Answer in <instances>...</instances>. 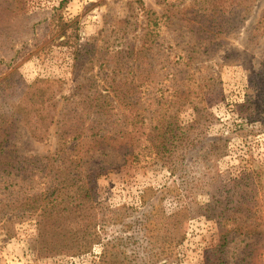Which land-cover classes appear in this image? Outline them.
Here are the masks:
<instances>
[{
  "label": "trees",
  "instance_id": "1",
  "mask_svg": "<svg viewBox=\"0 0 264 264\" xmlns=\"http://www.w3.org/2000/svg\"><path fill=\"white\" fill-rule=\"evenodd\" d=\"M71 1L62 0L52 10L26 16L22 13L23 0H0V46L14 50L20 40L22 45L37 43V47L43 38L41 30L51 27V36L62 31L59 46L75 48L74 61H79L81 35L76 27L68 28L63 14ZM187 1L181 0L182 10L171 1L167 5L183 15L181 21L200 43L193 51L198 55L202 50L204 54L216 51L225 44L224 37L240 34L258 0H192L186 4ZM174 13L167 10L165 17L170 19ZM159 21L148 23L150 32L151 27H159ZM246 33L247 49L260 46L264 39V10ZM48 41L44 39L43 43ZM153 44L145 42L136 50L118 54L127 74L122 75L120 69L121 79H113L103 92L91 85L78 86L74 94L66 96L69 82L65 79L37 78L22 85L9 78L0 82V226L4 225L8 235L16 234L23 219L34 217L39 245L49 253L77 245L90 247L98 239L99 230L123 225L127 236L105 242L101 263L158 264L169 257L184 222L204 216L216 222L221 231L218 245L206 256V264H227L231 235L250 240L263 233L259 219L263 222L264 170L225 182L217 166L222 142L208 139L205 132L212 117L206 109V98L213 93L221 98V89H212V77L200 85L202 79H195L189 62L186 65L183 61L185 67L177 72L161 66L163 62L154 55ZM14 59L0 58V80L14 67ZM151 63L156 64L152 67ZM200 70L198 67L196 74ZM190 82L193 83L185 84ZM188 103L196 115V126L180 121L181 110ZM242 108L248 120L264 126V61L252 77ZM54 127V153L26 156L18 150L20 128L31 141L41 144L50 139ZM127 136L132 137L130 148L120 149L114 144L115 138ZM130 158L135 164L159 160L173 173L181 174L185 199L179 193L177 210L160 213L162 200L149 204L157 199L152 188L144 190L146 209L138 215L134 211L116 215L99 201L98 178L121 163L127 164ZM202 193L214 197L205 212L196 202ZM131 217L132 221H128ZM129 243L136 249L131 255L122 248Z\"/></svg>",
  "mask_w": 264,
  "mask_h": 264
},
{
  "label": "rangeland",
  "instance_id": "2",
  "mask_svg": "<svg viewBox=\"0 0 264 264\" xmlns=\"http://www.w3.org/2000/svg\"><path fill=\"white\" fill-rule=\"evenodd\" d=\"M23 1L22 13L34 16L38 12L56 8L62 0ZM170 1L174 6H179V10L183 9L181 0H72L63 14L68 28L76 27L81 35L82 55L79 61H74L75 48L59 46L58 38L62 31L51 36L49 27L48 30H41L43 38L37 47H34L37 43L22 45L20 40L14 50L7 51L0 46L1 59L15 58L14 67L0 82L9 78L22 85L31 84L37 78L65 79L69 82L66 96L74 94L78 86L91 85L97 92H103L110 88L113 79H121L122 76L118 74L120 69H123L122 75L127 74L118 54L132 48L136 50L143 43L153 41L154 55L163 62L161 66L177 72L189 62V69L195 73V79H202L200 85L204 86L212 77V89H221V98L215 93L206 98V109L212 117L206 124L205 132L208 139L222 142V154L217 161L222 179L230 182L263 171L264 126L261 122L248 120L244 116L246 109L242 106L252 87V77L258 74L259 63L264 61V39L253 50L247 49L245 45L246 30L253 27L257 14L264 10V0L257 1L250 20L240 34L224 37L225 44L221 48L205 54L202 50L198 55L193 51L200 43L181 21L183 15L167 5ZM167 10L175 12L170 15V19L165 17ZM156 19L160 20L159 27H151L150 32L148 23ZM13 29H17V26ZM70 33L72 31L69 30ZM44 39L49 41L43 43ZM53 40L56 43L50 45ZM60 40L63 42L65 39ZM151 64L153 67L156 63ZM102 66L105 68L103 71ZM198 67L201 70L196 74ZM114 72L115 76L111 77ZM191 83L185 84L188 86ZM190 105L188 103L182 108L180 121L196 126V115ZM121 118L125 119V116L121 115ZM56 134L57 129L54 127L50 139L38 144L31 141L27 132L20 128L18 150L26 156H47L56 150ZM114 144L120 149H128L132 146V137L115 138ZM216 149L220 150V147ZM181 184L180 173H173L164 163L155 159L135 164L130 158L127 164L121 163L119 168L102 173L97 180L99 201L116 215L128 211L138 215V212L144 211V190L148 188L157 194V199L151 200L149 204L162 200L163 211L160 213L171 214L179 208L177 202L181 201L180 198L185 199ZM179 193L180 198L177 197ZM196 202L205 212L214 203V197L202 193L196 197ZM261 216L263 222L261 218L259 220L264 228V213ZM253 222L258 223L256 220ZM35 224L34 217H26L12 236L7 234L4 225L0 226V264H102L100 257L105 242L113 237L127 236L123 225H111L105 231H98V239L90 247L77 245L70 250L47 253L39 245ZM220 232L216 222L204 216L186 220L179 240L168 253L169 257L158 264H206L207 254L220 241ZM122 248L127 255L136 250L130 243ZM226 254L227 264H264V231L250 240L241 235H231Z\"/></svg>",
  "mask_w": 264,
  "mask_h": 264
}]
</instances>
